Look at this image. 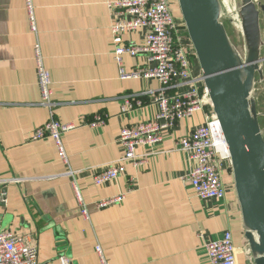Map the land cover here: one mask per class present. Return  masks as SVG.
<instances>
[{
    "label": "crops",
    "instance_id": "1",
    "mask_svg": "<svg viewBox=\"0 0 264 264\" xmlns=\"http://www.w3.org/2000/svg\"><path fill=\"white\" fill-rule=\"evenodd\" d=\"M115 1L33 0L50 74L52 112L72 127L62 143L69 168L79 171L75 177L88 212L84 218L65 175L67 165L52 140L30 139L34 129L47 122L49 110L39 105L35 38L24 1L0 0V179H20L3 187L0 233L26 236L37 248L38 264H60V257L70 264H99L95 246L101 247L108 264H207L203 243L230 231L238 264H251L243 255L247 246L229 164L219 167L226 188L222 200H200L184 179L191 163L179 152L176 139L203 123V112L179 121L156 154L138 168L127 165L114 182L92 184L94 170L120 156V129L157 113L145 94L158 92L157 80L120 79L111 36ZM125 41L140 44V34H128ZM144 62L143 56L122 57L126 73ZM190 64L191 75H201L195 56ZM121 96L133 103L139 100L141 106L122 114ZM96 115L103 116L105 124L93 129L87 123ZM136 153L144 155L146 149L138 147ZM120 193H125L121 204L96 209L97 201Z\"/></svg>",
    "mask_w": 264,
    "mask_h": 264
},
{
    "label": "built area",
    "instance_id": "2",
    "mask_svg": "<svg viewBox=\"0 0 264 264\" xmlns=\"http://www.w3.org/2000/svg\"><path fill=\"white\" fill-rule=\"evenodd\" d=\"M23 1L29 30L35 38L33 56L40 93L39 105L49 110L47 122L35 128L30 139L52 140L59 159L67 165L65 175L71 180L81 215L88 218V212L76 183L75 175L77 176L79 171L69 168L62 143V136L72 127L62 124L53 115L51 80L43 62L38 39L35 5L33 0ZM171 5V0H116L112 4L113 57L118 66L120 79H154L160 84V89L157 93L152 91L145 93L149 94L152 102L157 106L154 118L132 126H123L117 137L120 156L115 161L94 170L91 180L96 187L104 186L122 176L127 165L138 168L147 157L156 154L157 147L166 136L175 131L179 121L191 118L196 112H203V123L192 128L186 136L176 139V142L179 152L191 163V169L184 178L185 182L200 200L219 201L226 193L219 167L222 162L229 164V154L201 75L198 77L191 75L190 58L194 56V52L186 37L184 24H180L175 18ZM132 33L140 34V44L125 41V36ZM123 56H143L144 66L126 73L122 67ZM119 102L122 114L131 112L134 105L141 106L139 100L133 103L129 96H121ZM104 124L105 120L101 115H96L92 122L87 123L93 129ZM138 147L145 148L146 153L138 155L136 153ZM19 182V178L0 179L1 203L6 202L3 187ZM124 199L125 193H120L97 201L95 207L98 210L106 209L121 204ZM201 237L202 234L199 235V238ZM203 248L207 264H238L237 250L230 231H224L219 238L204 242ZM94 251L98 256L99 264H108L100 246H95ZM243 255L251 262L247 247L243 250ZM59 263L70 264L66 257H60ZM0 264H38L37 248L31 246L24 235L10 231L0 233Z\"/></svg>",
    "mask_w": 264,
    "mask_h": 264
},
{
    "label": "water",
    "instance_id": "3",
    "mask_svg": "<svg viewBox=\"0 0 264 264\" xmlns=\"http://www.w3.org/2000/svg\"><path fill=\"white\" fill-rule=\"evenodd\" d=\"M229 154L251 264H264V137L256 91L264 85V0H176ZM226 21L242 43L233 44Z\"/></svg>",
    "mask_w": 264,
    "mask_h": 264
},
{
    "label": "rangeland",
    "instance_id": "4",
    "mask_svg": "<svg viewBox=\"0 0 264 264\" xmlns=\"http://www.w3.org/2000/svg\"><path fill=\"white\" fill-rule=\"evenodd\" d=\"M172 10L174 11L177 19L179 20V23L182 24L183 21L181 19V15H180L176 0H174V4L172 5ZM224 23L227 26V31L229 33V36L233 44L237 47L239 52H242V43H241L239 34L236 33V31L231 26H229V24H227L226 21H224ZM256 88H257V91H256L257 111L260 114L259 122H260L261 132L264 137V85L262 84L258 85Z\"/></svg>",
    "mask_w": 264,
    "mask_h": 264
}]
</instances>
